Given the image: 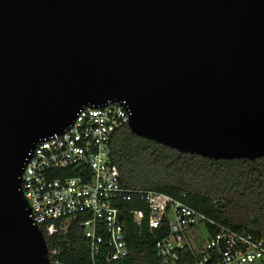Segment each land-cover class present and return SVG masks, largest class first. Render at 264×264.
Returning a JSON list of instances; mask_svg holds the SVG:
<instances>
[{
    "label": "water",
    "instance_id": "1",
    "mask_svg": "<svg viewBox=\"0 0 264 264\" xmlns=\"http://www.w3.org/2000/svg\"><path fill=\"white\" fill-rule=\"evenodd\" d=\"M115 103L162 146L263 158L264 0H0V264H49L27 161Z\"/></svg>",
    "mask_w": 264,
    "mask_h": 264
},
{
    "label": "built area",
    "instance_id": "2",
    "mask_svg": "<svg viewBox=\"0 0 264 264\" xmlns=\"http://www.w3.org/2000/svg\"><path fill=\"white\" fill-rule=\"evenodd\" d=\"M130 117V110L121 103L85 108L62 135L36 145L22 176L34 225L53 239L78 223L93 262L102 253L107 262H118L130 254L123 216L131 214L137 225L145 217L143 211L126 210L123 203L139 200L148 207L150 230L165 228L155 245L160 264H179L186 250L194 264H261L264 239L218 223L165 193L123 186L110 142ZM205 223L215 229L213 234ZM198 225H204L208 236L197 246L189 233ZM62 252L63 248L48 246L49 264H64L59 259Z\"/></svg>",
    "mask_w": 264,
    "mask_h": 264
},
{
    "label": "trees",
    "instance_id": "3",
    "mask_svg": "<svg viewBox=\"0 0 264 264\" xmlns=\"http://www.w3.org/2000/svg\"><path fill=\"white\" fill-rule=\"evenodd\" d=\"M110 149L124 187L165 193L218 223L264 239V157L255 161L214 160L184 154L134 135L128 125L113 134ZM123 207L145 214L141 225L131 214L123 216L130 251L126 259L109 263L102 253L93 262L78 223L66 235L53 239L45 235L49 248H63L59 259L64 264H160L155 245L165 228L150 230L144 202L127 201ZM205 225L211 234L215 232L210 224ZM194 262L190 251L181 253L179 264Z\"/></svg>",
    "mask_w": 264,
    "mask_h": 264
},
{
    "label": "rangeland",
    "instance_id": "4",
    "mask_svg": "<svg viewBox=\"0 0 264 264\" xmlns=\"http://www.w3.org/2000/svg\"><path fill=\"white\" fill-rule=\"evenodd\" d=\"M170 217L173 218V215L171 214ZM207 236H208L207 230L204 227V225H198L195 229H193L189 233L190 239L194 240L195 242H203L207 238ZM256 264H259V263H256Z\"/></svg>",
    "mask_w": 264,
    "mask_h": 264
},
{
    "label": "crops",
    "instance_id": "5",
    "mask_svg": "<svg viewBox=\"0 0 264 264\" xmlns=\"http://www.w3.org/2000/svg\"><path fill=\"white\" fill-rule=\"evenodd\" d=\"M193 241H194V240H193ZM196 243H197V246H198V245H200L201 242H195V241H194V244H196Z\"/></svg>",
    "mask_w": 264,
    "mask_h": 264
}]
</instances>
